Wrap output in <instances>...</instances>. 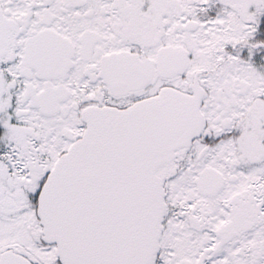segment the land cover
<instances>
[{"label": "snow or ice", "instance_id": "6c2138e0", "mask_svg": "<svg viewBox=\"0 0 264 264\" xmlns=\"http://www.w3.org/2000/svg\"><path fill=\"white\" fill-rule=\"evenodd\" d=\"M0 264H264V0H0Z\"/></svg>", "mask_w": 264, "mask_h": 264}]
</instances>
